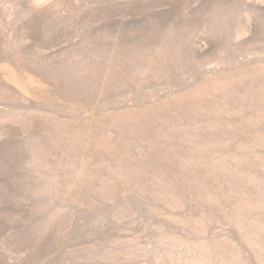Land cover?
Segmentation results:
<instances>
[{"label": "rangeland", "instance_id": "rangeland-1", "mask_svg": "<svg viewBox=\"0 0 264 264\" xmlns=\"http://www.w3.org/2000/svg\"><path fill=\"white\" fill-rule=\"evenodd\" d=\"M0 264H264V0H0Z\"/></svg>", "mask_w": 264, "mask_h": 264}]
</instances>
